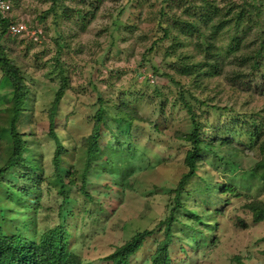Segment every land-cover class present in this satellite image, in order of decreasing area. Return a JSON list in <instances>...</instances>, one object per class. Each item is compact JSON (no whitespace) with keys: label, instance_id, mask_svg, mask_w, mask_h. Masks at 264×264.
I'll use <instances>...</instances> for the list:
<instances>
[{"label":"rangeland","instance_id":"374dc122","mask_svg":"<svg viewBox=\"0 0 264 264\" xmlns=\"http://www.w3.org/2000/svg\"><path fill=\"white\" fill-rule=\"evenodd\" d=\"M8 1L11 20L39 32L35 39L2 35L0 19V47L25 81L16 123L22 160L40 183L12 176L0 182L2 231L37 241L59 221L82 264H111L107 256L115 248L152 231L129 260L151 264L187 172L191 146L182 137L192 134L194 116L200 160L182 189L189 211L174 214L173 264H264V220L253 222L246 207L264 203V173L256 166L264 161V63L250 75L234 67L225 52L235 46L231 29L212 48L222 75L188 72L202 60L194 44L203 39L197 29L191 37L174 26L175 19L190 21L191 12L197 16L207 1L228 0ZM243 30L246 47L254 32ZM12 93L0 71V167L12 150ZM99 110L98 149L89 159L86 140ZM58 145L62 185L53 164Z\"/></svg>","mask_w":264,"mask_h":264},{"label":"trees","instance_id":"16d2710c","mask_svg":"<svg viewBox=\"0 0 264 264\" xmlns=\"http://www.w3.org/2000/svg\"><path fill=\"white\" fill-rule=\"evenodd\" d=\"M222 4L223 5L207 1L203 3L204 8L199 11L200 13L197 16L194 15L196 14L195 12H191L190 16L188 15L189 10L186 11L190 21L175 19L174 26L177 27L181 35L192 37L194 31L197 29L196 31L198 35H200L203 39V44L197 41L194 44V49L196 53L201 56L202 60L197 62V64H193L192 68L194 70H191L192 68H187L189 70L186 69V71H192L191 73H195L199 76L203 75L205 77H216L222 75V62L218 61V58L215 56L212 48L216 38L222 32L229 34L231 29H233L236 30V35L232 39L235 46L231 47L230 44H228L226 45L228 49L226 48L225 50L227 53H232L231 63L234 67L248 68V75L258 72L261 65L264 63V0H228L224 1ZM1 20V33L3 35L7 31L8 20ZM244 28L247 33L250 31L254 32V35L251 38L252 41H250V44L246 47H241V44H244V41L247 38L244 36L246 33H243ZM168 33L169 29L167 27L164 30V37H169ZM236 53H239L240 56L237 57ZM0 71L9 79L13 90L10 110L7 113V125L11 130L10 135L12 137V150L6 163L0 167V182L3 181L4 177L12 176L14 180L21 179L23 182H31L36 184V186H39L40 182L33 178L32 170L28 168L22 160L24 142L22 141L21 136L16 132V123L22 113L19 109V100L23 95L25 81L20 76L19 70L14 63L6 57V54L1 47ZM231 74L234 75V79L242 80V74L239 75V73L235 70ZM63 87L64 85H62L56 93L53 101V107L56 106L64 95ZM185 107L187 108V111L191 113L190 106L187 103H185ZM126 116H129V119L134 118V116H131L130 113H127ZM192 118V134L182 137V139L191 146V149L187 152L185 157L187 172L181 177L174 191L170 214L167 219L161 223L163 225L164 236L156 248L151 264H173L169 251L172 244L171 226L173 223L178 221L174 214L178 209L184 208V205L181 203L182 189L185 182L195 176L197 168L196 165L200 160V145L202 143L200 138L201 127L194 120V116ZM101 125L102 113L99 110L96 112L94 117L92 132L86 140L88 145L87 156L89 159L98 149V138L100 135ZM3 128L4 127H2V129ZM51 135L56 140V136L52 131ZM61 151L62 148L58 145L54 155L53 164L55 172H57V178L62 185V173L59 170V156ZM235 152L237 151L235 150ZM256 166L264 173V161L259 162ZM19 169H21L22 172L18 171L19 173H16V175L14 174L13 176L12 172ZM29 190L30 188L24 191L28 192ZM222 192H225V190H222ZM246 207L252 214L253 222L258 223L264 220L263 202H251ZM184 209L189 211L186 208ZM190 216L194 221H201L199 220L200 218L192 212H190ZM151 233L152 231L146 230L137 234L131 240L115 248V250L107 256V259L110 260L111 264H129L130 258L140 247L144 238L150 236ZM69 245V231L62 226L59 221H57L56 225L52 228L44 231L37 241L28 240L11 234H5L0 228V264H82L78 254H76L73 247L70 249Z\"/></svg>","mask_w":264,"mask_h":264},{"label":"built area","instance_id":"2783aa9c","mask_svg":"<svg viewBox=\"0 0 264 264\" xmlns=\"http://www.w3.org/2000/svg\"><path fill=\"white\" fill-rule=\"evenodd\" d=\"M12 12V5L8 0H0V18L8 20L7 33L10 36H28L35 39L38 31L30 30L27 24L23 21L15 22L10 18V13Z\"/></svg>","mask_w":264,"mask_h":264}]
</instances>
